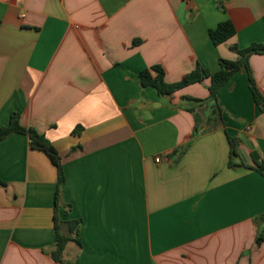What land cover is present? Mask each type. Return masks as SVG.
I'll return each mask as SVG.
<instances>
[{
  "label": "crops",
  "instance_id": "0c3cea01",
  "mask_svg": "<svg viewBox=\"0 0 264 264\" xmlns=\"http://www.w3.org/2000/svg\"><path fill=\"white\" fill-rule=\"evenodd\" d=\"M228 20L237 34L216 46L210 30ZM253 43L264 45V0H0V128L18 113L60 153L62 233L80 222L67 264H264L252 159L264 161V112L247 70L220 90L212 121L211 104L184 99H208L210 79L171 96L140 79L157 65L168 83L198 65L217 72L239 59L232 46ZM250 64L264 95V53ZM229 135L248 167L230 166ZM0 179V264H58L55 165L14 133L0 142Z\"/></svg>",
  "mask_w": 264,
  "mask_h": 264
},
{
  "label": "trees",
  "instance_id": "16d2710c",
  "mask_svg": "<svg viewBox=\"0 0 264 264\" xmlns=\"http://www.w3.org/2000/svg\"><path fill=\"white\" fill-rule=\"evenodd\" d=\"M225 0H217L219 6L223 7ZM237 34V29L232 21L221 22L215 29L210 30V36L213 43L218 46L226 43L231 38ZM141 41L135 40L134 44H138ZM231 50L235 52L239 59L236 61H231L227 59H220V70L217 72H211L205 69L201 65H198L193 71L186 74L180 81L175 83H168L166 81V73L162 66L157 65L151 68L145 69L140 73L141 83L144 87H153L160 96H171L176 92L184 89L187 86L203 83L206 79L211 80V85L209 86L210 96L208 99H196L193 97H184L194 101L200 105L211 104V114L209 116V121L214 119L223 120V112L219 100L220 90L230 81V79L242 68H245L248 72L249 78V88L254 97L257 106L262 112H264V95L260 91L253 70L250 64V59L255 54L264 53V45L253 43L246 49H241L239 46H232ZM188 111L194 112V109H189ZM79 128L74 130L73 134H79ZM199 132V128L195 127V130L191 136V140L186 145L174 149L169 155L168 159L177 164L181 158L186 153L187 149L191 145L192 139H194ZM18 133L24 134L29 137V145L31 149L36 151H41L45 153L51 162L57 168L58 181H57V191L55 199V210H54V222H55V232L57 236V241L55 247L52 251V257L58 264H67L65 260V251L70 242H74L81 246L79 232H80V222L77 220L67 222L69 229V236L62 233L63 222L59 216L60 207L63 205V184L66 181L65 171L63 168L62 158L56 147L47 139L44 134H41L35 128L25 127L21 124V116L18 113H13L11 116V121L8 126L0 128V142L10 136L11 134ZM229 143L231 147V160L230 166H234V158L240 160L239 166L248 167L247 164L241 159L239 152L238 138L228 136ZM252 159L255 163L253 167L257 172L264 176V161L256 153H252ZM0 184L3 185L4 182L0 179ZM70 205L67 206V212L69 211ZM264 220V215L257 218V221ZM264 243V230L261 231L257 238V246H261Z\"/></svg>",
  "mask_w": 264,
  "mask_h": 264
},
{
  "label": "built area",
  "instance_id": "2783aa9c",
  "mask_svg": "<svg viewBox=\"0 0 264 264\" xmlns=\"http://www.w3.org/2000/svg\"><path fill=\"white\" fill-rule=\"evenodd\" d=\"M162 160V156L161 157H157V161L160 162Z\"/></svg>",
  "mask_w": 264,
  "mask_h": 264
}]
</instances>
